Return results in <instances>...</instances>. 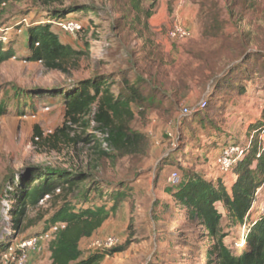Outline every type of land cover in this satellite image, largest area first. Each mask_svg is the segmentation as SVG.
<instances>
[{"label":"rangeland","instance_id":"374dc122","mask_svg":"<svg viewBox=\"0 0 264 264\" xmlns=\"http://www.w3.org/2000/svg\"><path fill=\"white\" fill-rule=\"evenodd\" d=\"M247 1L167 0L169 23L157 27L150 20L156 13L161 16L160 0H145L141 13L132 10L130 0H57L52 5L40 0H1L0 37L13 24L19 27L13 45L16 57L0 64V99L8 109L0 117V242L9 236L16 247L24 239L38 237L42 243L29 254L28 264H51L49 245L54 233L45 231L46 221L63 204L64 194L27 209L19 233L12 228L10 202L5 197L19 190L20 180L32 168H53L87 177L67 201H83L91 193L88 197L93 204L118 207L99 233L82 241L83 259L96 252L92 240L116 236L120 244L112 249L124 250L101 264H207L212 243L168 193L173 189L169 179L176 172L181 180L187 170L205 174L217 149L221 151L229 142L246 145L248 125L262 118L264 76L251 73L253 84H249L245 73L232 72L245 67L250 74L264 63V0H258L254 8ZM72 5L89 10L71 13L60 21L81 22L83 30L68 35L55 24L52 29L64 43L85 55L69 62L65 71H50L41 63L25 61L27 44L21 24L46 20L49 11ZM149 10L152 17L148 20L144 13ZM189 11L197 13L195 29L184 24ZM177 22L191 30V38L169 39V30ZM149 53L155 61L146 58ZM150 60L156 67H149ZM142 67L164 77V87L172 95L145 115L134 106L132 129L147 137L148 153L120 157L106 150L94 123L58 132L65 127L61 93L67 95L100 75L116 76L112 89L118 93L123 80L119 73L135 81ZM221 82L230 85L222 92L217 88ZM203 98L209 101L208 108L195 116ZM184 108L193 113L182 116ZM262 189L249 224L264 215V186ZM39 215L45 217L42 222L36 221ZM222 230L225 243L240 254L246 239L242 226L224 217Z\"/></svg>","mask_w":264,"mask_h":264},{"label":"trees","instance_id":"16d2710c","mask_svg":"<svg viewBox=\"0 0 264 264\" xmlns=\"http://www.w3.org/2000/svg\"><path fill=\"white\" fill-rule=\"evenodd\" d=\"M144 1L130 0L132 10L141 13ZM248 1L250 2L248 7L254 8L258 4V0ZM40 2L52 5L57 0H40ZM0 4L3 5L4 2L0 0ZM153 7L154 5L150 8ZM88 10L85 7L72 5L65 10L49 11L50 17L46 20L22 23L21 26L25 27L23 36L27 44L24 60L41 63L50 71H65L69 62L79 60L85 52L64 43L53 31L52 25L67 18L71 13L84 14ZM144 14L148 20L152 17L150 10ZM145 26L147 28L149 25L145 24ZM16 27L19 26L13 24L9 33L0 37V64L16 57L13 49V45L16 44L14 39ZM86 49H89V46ZM148 57L156 60L150 53L146 58ZM149 63V67H156L152 65L151 60ZM136 64L138 67V62ZM240 68L236 67L232 72L245 73L247 76L251 73L264 76V63L250 74L245 72V67L244 70ZM140 70L136 74L135 81L129 80L125 73H119V77L123 80L122 88H118V93L112 89V80L116 76L109 78L107 75L95 76L84 81L67 95L61 93L65 104V127L58 132L72 129V126L94 123L95 130L103 138V143H107L110 150L118 156H138L148 153L147 137L132 129V123L136 118L134 106L145 115L150 107H159L164 103V99L172 95H168L167 88L164 87V77L159 78L160 74L157 71L154 72L150 68V73H147L143 67ZM246 82L253 84L250 76ZM225 86L230 85L221 82L217 88L222 92ZM146 88H149L147 94ZM208 103L209 101L206 108ZM206 108L195 113V116L200 117ZM7 110L6 104L0 99V117L5 115ZM263 133L264 110L262 118L248 125L247 140L251 144L245 156L241 157L234 166L231 175L235 179L229 187L220 178L214 182L207 180L202 173L187 170L183 173L180 183L172 186V190H168L175 202L185 208L189 216L197 221L203 230L202 235L212 243V247L207 251V264H264V215L256 222H250V232L246 235V244L240 254H236L225 243L226 234L222 230L224 217L235 225L245 224L246 216L255 203L257 192L264 186V147L260 139ZM102 154L108 155L106 152ZM86 179L84 174L53 168H32L28 175L20 180L19 190L7 193L5 197L10 202L12 228L19 233L27 209L37 208L47 197L49 200H54L64 194L65 201L46 221V232L58 228L49 245L51 264H101L106 257L124 250L117 248L96 251L87 258H82V241L91 239L118 211L117 205L107 208L105 205L93 204L88 197L91 193L86 195L83 201L75 203L67 201ZM220 208L226 211V216ZM44 219V216L39 215L36 221L42 222ZM11 240L6 236L0 242V264H9L4 261V255L11 247ZM129 243L130 241L126 245Z\"/></svg>","mask_w":264,"mask_h":264},{"label":"built area","instance_id":"2783aa9c","mask_svg":"<svg viewBox=\"0 0 264 264\" xmlns=\"http://www.w3.org/2000/svg\"><path fill=\"white\" fill-rule=\"evenodd\" d=\"M62 32L68 34V35H77L83 30V25L81 22L78 21H59L54 23ZM192 32L189 28L185 27L181 23H175L172 28L169 30V39L172 41H184L189 38H191ZM207 107V99L203 98L198 106V111H201ZM193 111H191L189 108H184L181 112L182 116H188L191 115ZM169 137H173L172 133H168ZM250 142L246 145H240L235 142H229L227 145L223 146V149L221 150L220 154L218 155L216 159V168L217 171L220 174L223 175H229L233 172L234 166L237 164L238 160L241 157H244L247 153L248 148L250 147ZM175 146V143H174ZM104 147L106 150L110 149L107 143H104ZM171 186H177L180 183V177L179 175L174 172L170 179H169ZM262 188H260L257 192L256 197L259 196V194L262 192ZM49 200V197H47L44 201ZM42 201L41 203H43ZM40 203V204H41ZM252 210V209H251ZM262 211L264 212V208H262ZM252 211H250L246 216V222L244 225H242V231L243 235H246L250 232V224L248 223V219L251 216ZM57 227L50 230V233H56ZM48 233V234H50ZM46 234L44 237L48 238L49 235ZM40 238L38 237H32L29 239H24L19 242V244L16 247H11L4 255V261L9 264H28V257L31 252H36L38 248ZM120 244V239L116 236H109L104 239H95L92 240L91 248H93L95 251H104V250H110ZM246 244V239L243 240L241 247H244Z\"/></svg>","mask_w":264,"mask_h":264},{"label":"crops","instance_id":"0c3cea01","mask_svg":"<svg viewBox=\"0 0 264 264\" xmlns=\"http://www.w3.org/2000/svg\"><path fill=\"white\" fill-rule=\"evenodd\" d=\"M166 2H167V0H160V15L161 16H158V14L156 13L153 16V18L150 20L151 25H154V26L159 27L162 24H168L169 23L168 17L166 16V13H165L166 8L168 7L167 4H166ZM196 14H197L196 12L189 11V12H187V15L184 18L185 19L184 20L185 21L184 24L186 26H188L190 29H195ZM178 20H179V18H178ZM260 139L262 140V145L264 147V133L262 135H260ZM220 152H221L220 149H217L216 150V155L212 158L211 166L208 167V168H206V170H205L206 173L203 174V175L205 176V178L207 180H210V181H214L215 182L217 179L220 178L224 182H226L229 185H231L233 183L234 179H235L233 175H231V174H229V175H223V174H219L216 171V164H215V162H216V159H217L218 155L220 154ZM197 173H200V172H197ZM99 231L97 233H99ZM41 243H42V241L40 239L39 244L41 245ZM39 244H38V246L40 247ZM39 247H38V249H39Z\"/></svg>","mask_w":264,"mask_h":264}]
</instances>
